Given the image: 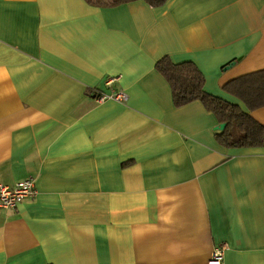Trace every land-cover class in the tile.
Instances as JSON below:
<instances>
[{"label": "crops", "instance_id": "1", "mask_svg": "<svg viewBox=\"0 0 264 264\" xmlns=\"http://www.w3.org/2000/svg\"><path fill=\"white\" fill-rule=\"evenodd\" d=\"M165 57L245 110L222 89L264 69V0H0V184L36 190L0 208V264H264V145L175 105Z\"/></svg>", "mask_w": 264, "mask_h": 264}, {"label": "trees", "instance_id": "2", "mask_svg": "<svg viewBox=\"0 0 264 264\" xmlns=\"http://www.w3.org/2000/svg\"><path fill=\"white\" fill-rule=\"evenodd\" d=\"M96 4H115L134 0H89ZM159 5L164 0H144ZM166 77L175 105L199 100L225 127L217 132L218 141L229 147L264 145V125L256 121L250 111L264 106V69L238 76L223 86V91L242 102L245 110L235 101L205 92L203 74L190 61L174 64L166 57L157 64Z\"/></svg>", "mask_w": 264, "mask_h": 264}, {"label": "built area", "instance_id": "3", "mask_svg": "<svg viewBox=\"0 0 264 264\" xmlns=\"http://www.w3.org/2000/svg\"><path fill=\"white\" fill-rule=\"evenodd\" d=\"M112 80L108 79L106 84H111ZM114 99L120 102L126 100V95L122 91H116L112 94L100 93L97 97L98 101L105 99ZM35 180L32 177H25L17 181L13 186L0 184V208L15 209L16 206L25 198L35 195ZM223 246H216L212 249L208 264H222Z\"/></svg>", "mask_w": 264, "mask_h": 264}, {"label": "water", "instance_id": "4", "mask_svg": "<svg viewBox=\"0 0 264 264\" xmlns=\"http://www.w3.org/2000/svg\"><path fill=\"white\" fill-rule=\"evenodd\" d=\"M234 62L230 63V64H233ZM230 65H227L225 68H228ZM225 127V123H219L218 125H216L213 129L214 130H222L223 128Z\"/></svg>", "mask_w": 264, "mask_h": 264}]
</instances>
